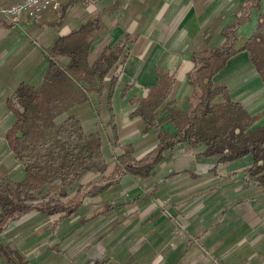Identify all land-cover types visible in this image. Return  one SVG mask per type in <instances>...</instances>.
Here are the masks:
<instances>
[{"label": "crops", "instance_id": "crops-1", "mask_svg": "<svg viewBox=\"0 0 264 264\" xmlns=\"http://www.w3.org/2000/svg\"><path fill=\"white\" fill-rule=\"evenodd\" d=\"M15 1L0 0V7ZM119 2L71 0L62 3L59 11L45 12L37 21L22 17L18 24L8 23L10 26L0 28V176L11 180L22 176L21 166L13 159L4 140L6 130L14 121L6 100L21 83L39 86L48 66L47 49L54 40L78 29L88 16L103 9H107L103 16L107 29L91 46L90 59L95 60L104 47L113 46L125 34L132 35L134 42L126 47L128 57L121 67L110 103H99L98 96L91 94L88 103L74 107L72 113L85 133L104 134L107 156L114 150L108 137L112 127L116 131V143L131 147L136 161L156 148L155 132H145L142 120L133 113L138 101L145 99L158 83L157 70L165 73L172 85L169 97L156 112L159 130L176 137L177 130L167 118V109L185 111L193 98L192 52L222 46V32L233 27L236 52L213 81L227 88L233 103L240 105L249 116L257 117L254 128L264 127V82L247 52L241 50L264 13V0H140L139 23L128 20L109 23ZM202 152V147L177 146L146 178H136L125 171L116 176L109 158L102 174H88L82 181V185L96 186L101 191L82 197L72 216L44 217L31 211L11 222L2 234L19 235L21 223L26 222L28 234L37 237L43 234L53 239L51 248H59L74 238L75 233L92 232L91 237H95L103 230L104 236L97 243L93 239L91 244L83 238L79 240L77 262L82 264L92 261L86 256V248L97 249L93 256H104L106 252V261L109 253H115L132 239L137 243L141 236L150 240L143 245L145 242L140 238V255L134 262H148L155 256L157 261L153 259L152 264H264V191L247 175L252 157L220 164L216 158H204ZM73 197L71 193L70 199ZM173 225L174 252L164 248ZM120 235L123 238L116 247L115 238ZM102 244H111V251ZM17 245L13 250L26 264H40L33 255L41 249L35 247L27 253ZM124 255L122 258L127 261L130 256ZM95 259L93 264H102L98 257ZM66 260L54 259V262L75 264Z\"/></svg>", "mask_w": 264, "mask_h": 264}, {"label": "trees", "instance_id": "trees-1", "mask_svg": "<svg viewBox=\"0 0 264 264\" xmlns=\"http://www.w3.org/2000/svg\"><path fill=\"white\" fill-rule=\"evenodd\" d=\"M106 10L91 14L78 29L55 39L47 49L48 66L41 84L34 87L21 83L6 100L14 121L4 140L21 166L22 176L18 180L0 176V235L11 222L31 211L44 217L72 216L82 197L101 191L96 186L82 185V181L88 174H102L109 158L116 157V176L125 171L146 178L177 146L202 147L204 158H216L220 164L251 156L253 163L247 175L264 191V127L254 128L257 117L233 103L227 88L213 81L236 52L234 27L222 32V46L192 52L193 98L185 111L167 109L176 137L160 131L157 122L156 112L172 87L170 78L160 70L156 72L158 83L138 101L133 113L142 120L145 132L153 130L156 134L157 146L147 157L136 161L131 147L116 143L114 127L108 134L114 148L110 157L104 153L106 139L102 132H84L72 109L87 104L91 94L98 96L99 103H110L119 82L113 73L123 66L128 57L126 47L134 42L132 35L125 34L113 46L104 47L95 60L90 59L91 46L107 29L103 22ZM8 26L0 21V28ZM241 50L247 52L264 82V13ZM8 251L11 255L4 256L6 264H26L16 250ZM3 253L0 244L1 257Z\"/></svg>", "mask_w": 264, "mask_h": 264}, {"label": "rangeland", "instance_id": "rangeland-1", "mask_svg": "<svg viewBox=\"0 0 264 264\" xmlns=\"http://www.w3.org/2000/svg\"><path fill=\"white\" fill-rule=\"evenodd\" d=\"M139 2L140 0H120L119 5L117 7V9L112 13L113 16L110 18L111 20L109 21V23L113 20H120V21H125L128 20L129 23L132 22H138L139 23V17L141 16V14H139ZM91 111L94 113L95 110L93 108H91ZM116 165V164H115ZM167 220L170 222L171 220L167 218ZM172 225V223L170 224ZM26 222H22L19 230H18V234L19 235H13L11 236V232L6 233V234H2L0 235V244L2 245V247H4V253L2 254V257H0V264H6V258L4 257L6 254L7 255H11L8 251V249L13 250V247L17 244H19V249H23L24 251H26L27 253H30L35 247L41 249L39 252L35 251L36 254L33 255L36 256L34 259L35 260H39L40 264H56L54 262V259L56 261H60V260H64L67 261L66 259H69V261H74L75 264H82L81 262H77V258H78V251H77V247L79 248V250L81 249V246L79 245V240L86 241L87 243H92V239L94 241H96L95 243H97L98 241H100L103 236H104V231L102 230L101 234H97L95 235V237H91L92 232H90V234L86 235V233H82V235L79 233H75L77 235V237L74 236V238L70 239L69 241H66L64 243L61 244V246L58 247H50L51 245V241L53 239H48L45 237V235L41 234V236L37 237L34 234H28L27 228H26ZM26 230V231H25ZM34 236H35V240H34ZM137 237V236H136ZM122 235L118 236L117 238H115V244L116 247L120 246V241H122ZM140 238L143 240V243L145 242L146 245L147 241H149V237L147 236H141L139 237V241ZM99 239V240H98ZM98 240V241H97ZM105 238L102 240L104 241ZM136 241L134 242V239H132V241L127 242L126 244H123L118 250H115V253L111 252L108 254V257H106V261H104V258L107 254L104 253V256H101V254H96L93 256V254H95V250L97 249H92L89 250V248H86L87 252H86V256H88L89 259H92V261L90 262V264L94 263V260H96L95 258L98 257V261L101 260L102 264H152L151 262H154L153 259L155 261H157V259L154 258L150 261H138V262H134V260L139 258V248L141 243ZM175 227L173 225L172 229H171V235L168 238V243L164 246V248H167V251H175ZM18 246V245H17ZM101 246H105V248H107V250L110 252L111 251V247L112 245H104L102 244ZM5 247H7L8 249H6ZM49 247V248H48ZM92 248V247H91ZM161 248H157V250H160ZM162 250V249H161ZM160 253V251H158ZM2 253V252H1ZM40 253V254H39ZM69 253V254H68ZM81 253V252H80ZM125 253L124 256H130V258H128L127 261H125L122 257L123 254ZM156 254L157 256L160 255L159 259L161 258V254ZM175 257V253L173 254ZM101 256V257H100ZM80 257V256H79ZM169 257V256H168ZM44 258L46 259L44 261ZM122 258V259H121ZM158 258V257H157ZM133 260V262H132ZM115 262V263H114ZM83 264H89V263H84Z\"/></svg>", "mask_w": 264, "mask_h": 264}, {"label": "built area", "instance_id": "built-area-1", "mask_svg": "<svg viewBox=\"0 0 264 264\" xmlns=\"http://www.w3.org/2000/svg\"><path fill=\"white\" fill-rule=\"evenodd\" d=\"M71 0H17L10 6L0 7V20L16 25L22 17L30 21H37L45 12L59 11L62 3ZM81 2L92 3L95 0H77ZM121 68H117L113 76L119 80ZM114 166L117 161L116 157L111 159Z\"/></svg>", "mask_w": 264, "mask_h": 264}]
</instances>
